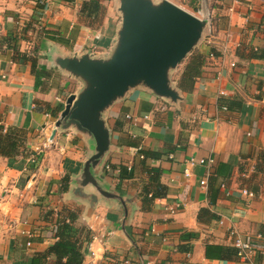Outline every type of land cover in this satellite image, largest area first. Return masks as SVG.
Masks as SVG:
<instances>
[{"label": "crops", "instance_id": "0c3cea01", "mask_svg": "<svg viewBox=\"0 0 264 264\" xmlns=\"http://www.w3.org/2000/svg\"><path fill=\"white\" fill-rule=\"evenodd\" d=\"M89 1L0 0V43L21 36L17 50L34 58L38 48V65L54 72L44 81L47 90L35 88L30 62L0 47L2 134L17 128L25 137L19 154H0V264H28L46 251L63 209L75 212V226L90 233L83 264H236L232 230L255 245L246 264H264V60L250 59L264 50V0H169L207 19L208 33L194 49L205 64L190 93L177 84L187 59L173 72L183 98L176 104L136 88L107 111L115 148L94 177L128 199L125 218L117 200L90 207L70 194L90 148L73 130L50 140L59 115L35 104L63 110L78 87L52 66L50 49L104 56L113 46L120 22L115 1L99 0L95 17L83 12ZM138 148L155 153L145 164L160 169L167 188L163 198L144 204L140 193L149 177ZM128 166L134 176L121 180L118 168Z\"/></svg>", "mask_w": 264, "mask_h": 264}, {"label": "water", "instance_id": "95a60500", "mask_svg": "<svg viewBox=\"0 0 264 264\" xmlns=\"http://www.w3.org/2000/svg\"><path fill=\"white\" fill-rule=\"evenodd\" d=\"M114 1L120 22L108 54L48 52L52 66L78 84L75 93L67 96L50 140L57 131L67 130L84 138L90 154L73 180L70 194L90 207L99 199L107 203L117 200L125 218L128 199L103 189L94 177L115 148L105 115L136 88H144L171 104L182 101L172 74L202 42L208 33V21L169 0ZM87 187L93 192H86Z\"/></svg>", "mask_w": 264, "mask_h": 264}, {"label": "trees", "instance_id": "16d2710c", "mask_svg": "<svg viewBox=\"0 0 264 264\" xmlns=\"http://www.w3.org/2000/svg\"><path fill=\"white\" fill-rule=\"evenodd\" d=\"M37 8H43L41 4L37 5ZM83 12L89 17H95L98 12H101V5L99 0H90L89 2H84L82 5ZM21 36L7 37L1 40L0 47H11L17 57L14 59L23 60L25 63L30 62L31 72L35 77V88L40 86H45L44 81L52 79L54 72L53 70H48L45 67L38 65V48L34 50L35 56L28 57L26 54L20 53L16 48V43ZM40 48V46H39ZM250 59H263L264 60V50H255L250 54ZM205 64V56L199 53L198 50H193L185 61L184 69L177 81L178 87L185 93H190L193 90L194 82L196 78L201 74L202 67ZM47 90V86L45 89ZM37 107L45 108V113L57 118L62 110V105L52 107L46 102H36ZM3 127L0 125V154L13 156L19 154L18 148L23 147L25 143V137L23 132L17 128H9L2 134ZM136 149V146H132ZM138 153L143 156L141 160V165L143 170L148 175V184L143 186L140 193L141 200L144 203L151 202L156 198H163L166 195L167 188L160 183V169L149 168L145 161L148 158L154 157L155 153L149 151H143L138 148ZM119 177L121 180H129L134 176V168L131 167L130 170L126 167H120ZM63 191H66L69 182L68 177L63 178ZM62 214H58L56 220V225L54 228V233L56 241L50 245L46 251L34 254L28 261V264H45L48 259L53 258V264H83L86 250L84 249V243L89 242V231L81 229L75 226V221L77 215L75 212L70 210H62ZM207 213L206 210L201 211L199 218H202ZM84 233L86 237L83 238ZM211 249L224 250L221 247H213ZM209 247L206 246L205 253L208 255ZM236 255V252H235Z\"/></svg>", "mask_w": 264, "mask_h": 264}, {"label": "built area", "instance_id": "2783aa9c", "mask_svg": "<svg viewBox=\"0 0 264 264\" xmlns=\"http://www.w3.org/2000/svg\"><path fill=\"white\" fill-rule=\"evenodd\" d=\"M234 2H242V1H246V0H233ZM200 13L196 14L197 17H200ZM142 158V156H141ZM34 158H32V162H34ZM195 162L194 159L190 160V163L193 164ZM198 163L200 164H204V160H199ZM107 170L110 169L109 166L105 167ZM128 170H130V167H127ZM201 184H204V181L200 182ZM243 194H247L249 196H252L251 194L247 193L245 190L243 191ZM172 212V210H171ZM233 236L232 239V243H233V247L236 250V257H237V263L236 264H246L251 260V257L254 255L256 248L255 245L253 243H251L250 241H246L243 240L239 234H237L234 230L231 231L230 233ZM261 248V252L264 253V247H260Z\"/></svg>", "mask_w": 264, "mask_h": 264}, {"label": "rangeland", "instance_id": "374dc122", "mask_svg": "<svg viewBox=\"0 0 264 264\" xmlns=\"http://www.w3.org/2000/svg\"><path fill=\"white\" fill-rule=\"evenodd\" d=\"M190 12L192 11V10H189ZM193 14V13H192ZM195 15V14H194ZM60 81H58V83H59Z\"/></svg>", "mask_w": 264, "mask_h": 264}]
</instances>
